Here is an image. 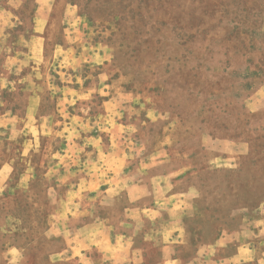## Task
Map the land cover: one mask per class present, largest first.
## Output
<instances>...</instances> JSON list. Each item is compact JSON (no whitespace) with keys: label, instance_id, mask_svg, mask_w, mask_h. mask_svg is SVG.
I'll use <instances>...</instances> for the list:
<instances>
[{"label":"rangeland","instance_id":"obj_1","mask_svg":"<svg viewBox=\"0 0 264 264\" xmlns=\"http://www.w3.org/2000/svg\"><path fill=\"white\" fill-rule=\"evenodd\" d=\"M138 181L194 210L143 264L241 226L264 258V0H0V264H91L76 232L123 230Z\"/></svg>","mask_w":264,"mask_h":264},{"label":"crops","instance_id":"obj_2","mask_svg":"<svg viewBox=\"0 0 264 264\" xmlns=\"http://www.w3.org/2000/svg\"><path fill=\"white\" fill-rule=\"evenodd\" d=\"M128 192L129 199L132 202V206L125 208V220L128 225H125L121 230L111 223L108 218H97L88 237L82 234L81 230L76 232L80 237L76 241H79V243L85 241L88 248L94 250L97 254L78 253V246H72L71 253L67 258H78L81 262L91 264H143L145 254L144 250L137 246V244L139 245V236L142 237L140 241H161L164 244L163 248L170 245L168 243L181 246L184 241H187L188 226L186 220L191 214H194L192 205L191 207L187 206V208L182 206V209H178L174 213V207L164 205L163 200L158 199L157 196L149 204H137L142 198L154 192L152 183L146 181L133 182L129 186ZM174 195L176 194H169V198ZM195 198V196H192L190 200L194 202ZM177 214L180 215V223L174 227L173 222L170 221L176 219ZM148 222H151V226L147 224ZM121 225L124 226L123 223ZM248 234L249 228L247 226H241V229L234 233L225 230L214 240L215 242L205 244L204 249L200 248L195 257L190 260L192 262L187 264H195L194 261L199 260V258L203 259L205 264H231L237 262V260L238 263L257 261L261 264L264 258L259 257L257 252V244L260 241H251L253 236ZM254 234L260 236L258 232ZM224 241L228 243L233 241L237 245L235 253L237 259L233 258L232 255L227 257L216 255L217 248L223 246ZM165 261L182 264L183 257L174 254Z\"/></svg>","mask_w":264,"mask_h":264}]
</instances>
